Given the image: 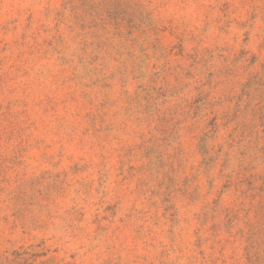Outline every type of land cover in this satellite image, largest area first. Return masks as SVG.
I'll return each mask as SVG.
<instances>
[{
  "label": "rangeland",
  "instance_id": "obj_1",
  "mask_svg": "<svg viewBox=\"0 0 264 264\" xmlns=\"http://www.w3.org/2000/svg\"><path fill=\"white\" fill-rule=\"evenodd\" d=\"M0 264H264V0H0Z\"/></svg>",
  "mask_w": 264,
  "mask_h": 264
}]
</instances>
